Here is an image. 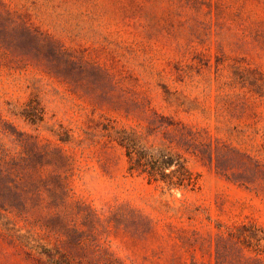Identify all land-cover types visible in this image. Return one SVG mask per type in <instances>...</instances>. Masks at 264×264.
I'll return each mask as SVG.
<instances>
[{
  "label": "rangeland",
  "instance_id": "rangeland-1",
  "mask_svg": "<svg viewBox=\"0 0 264 264\" xmlns=\"http://www.w3.org/2000/svg\"><path fill=\"white\" fill-rule=\"evenodd\" d=\"M154 113L193 190L129 170ZM0 155L43 178L0 196V264H264V0H0Z\"/></svg>",
  "mask_w": 264,
  "mask_h": 264
},
{
  "label": "trees",
  "instance_id": "trees-1",
  "mask_svg": "<svg viewBox=\"0 0 264 264\" xmlns=\"http://www.w3.org/2000/svg\"><path fill=\"white\" fill-rule=\"evenodd\" d=\"M33 113L25 110L22 115L34 122L37 114ZM114 133V140L123 148L130 171L144 175L150 182L162 183L169 189L193 190L196 187L197 178L188 169L185 155L198 156L196 149L203 146V143L191 128L180 121L154 113L144 130L122 128ZM19 163L16 158L7 161L0 155V196L3 201H11L8 206H2L5 212L22 201V182L43 180L36 166H33L34 171L20 170L17 168ZM239 170L241 172L238 175L242 176L243 163ZM239 230L241 234L237 236V242L244 243L247 240L243 232L247 227L242 225ZM25 254L32 264H38L32 254Z\"/></svg>",
  "mask_w": 264,
  "mask_h": 264
}]
</instances>
